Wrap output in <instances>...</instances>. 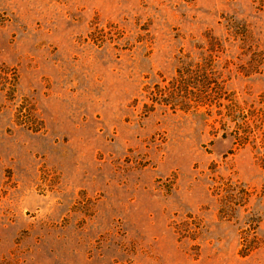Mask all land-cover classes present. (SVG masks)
Wrapping results in <instances>:
<instances>
[{"label":"rangeland","instance_id":"374dc122","mask_svg":"<svg viewBox=\"0 0 264 264\" xmlns=\"http://www.w3.org/2000/svg\"><path fill=\"white\" fill-rule=\"evenodd\" d=\"M205 35L237 100L264 94V0H0V264H264V151L141 112ZM219 179L252 193L232 221Z\"/></svg>","mask_w":264,"mask_h":264},{"label":"trees","instance_id":"16d2710c","mask_svg":"<svg viewBox=\"0 0 264 264\" xmlns=\"http://www.w3.org/2000/svg\"><path fill=\"white\" fill-rule=\"evenodd\" d=\"M223 54L218 39L205 35L197 57L188 53L184 59L179 57L170 78L161 77L159 83L144 87L141 112L147 115L157 107L171 113L201 112L209 121L212 137L230 138L236 148L249 146L264 151V94L239 102L225 86L228 76L224 75L227 65L220 62ZM5 99L13 100L7 94ZM254 160L263 177L258 198L264 204V153L255 155ZM210 192L218 202L217 217L224 221L234 220L235 213L246 207L252 197L247 188L222 179L213 182ZM245 234L240 232L238 254L242 257L258 247V242L245 243Z\"/></svg>","mask_w":264,"mask_h":264}]
</instances>
